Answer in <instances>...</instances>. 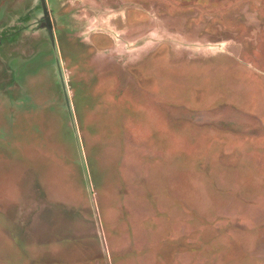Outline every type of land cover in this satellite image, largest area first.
Listing matches in <instances>:
<instances>
[{"label":"rangeland","instance_id":"1","mask_svg":"<svg viewBox=\"0 0 264 264\" xmlns=\"http://www.w3.org/2000/svg\"><path fill=\"white\" fill-rule=\"evenodd\" d=\"M46 3L82 159L57 60L10 64L0 264H264V0Z\"/></svg>","mask_w":264,"mask_h":264},{"label":"flooded vegetation","instance_id":"2","mask_svg":"<svg viewBox=\"0 0 264 264\" xmlns=\"http://www.w3.org/2000/svg\"><path fill=\"white\" fill-rule=\"evenodd\" d=\"M48 6H45L43 0H6L3 5H0V83H3L0 85V103L4 107H7L6 105L13 107L15 104L10 95L13 90L9 89V84L7 83V77L12 70L11 66H9L10 64L13 62L28 63L34 58L36 59V57H41L46 59V61L49 60V62L51 57H53L55 63L56 55H51L48 48L40 51V44H48L47 46L51 49H57L59 58L62 56L59 42L61 24L63 22L57 15L60 9ZM38 25L41 28V32L39 29L34 34L26 29L27 27ZM67 29L71 30L69 26ZM45 32L49 34L50 41H45ZM52 33L54 40L51 36ZM52 41H55L56 48L53 46ZM34 48H37L36 51H34ZM49 66L50 63H48V68L51 74L55 73L56 68L53 71ZM43 67H47V64Z\"/></svg>","mask_w":264,"mask_h":264},{"label":"water","instance_id":"3","mask_svg":"<svg viewBox=\"0 0 264 264\" xmlns=\"http://www.w3.org/2000/svg\"><path fill=\"white\" fill-rule=\"evenodd\" d=\"M43 3L46 5V0H43ZM53 40H54V35L53 33L51 34ZM53 43V46H55L56 48V43L55 41H52ZM56 53V60H57V66L55 64V68H56V71H55V74H56V77L57 79L59 80L60 82V85H61V91L63 92V96H64V101L66 103V107L68 109V114H69V117H70V120H71V125H72V129H73V132L75 134V138H76V141H77V146H78V151H79V154L81 156V147H80V143H79V139H78V135H77V128H76V124H75V119H74V116H73V110H72V105H71V102H70V98H69V94H68V90H67V87H66V83H65V79H64V74H63V71H62V66H61V61H60V58L58 56V53H57V49H55ZM11 75V78L14 77V69L11 70L10 74ZM13 82H14V78H13ZM16 85L15 84H10L9 83V89H15ZM81 159H82V156H81ZM84 166V164H83ZM84 170H85V167H83ZM86 181L88 183V178H86ZM88 189L90 190V186H89V183H88Z\"/></svg>","mask_w":264,"mask_h":264}]
</instances>
